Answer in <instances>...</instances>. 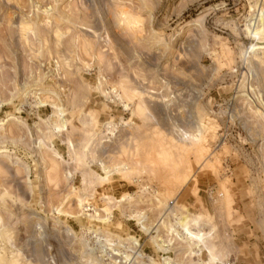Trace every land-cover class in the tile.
<instances>
[{
	"label": "rangeland",
	"instance_id": "1",
	"mask_svg": "<svg viewBox=\"0 0 264 264\" xmlns=\"http://www.w3.org/2000/svg\"><path fill=\"white\" fill-rule=\"evenodd\" d=\"M263 28L264 0H0V264H239L244 222L264 264Z\"/></svg>",
	"mask_w": 264,
	"mask_h": 264
},
{
	"label": "crops",
	"instance_id": "2",
	"mask_svg": "<svg viewBox=\"0 0 264 264\" xmlns=\"http://www.w3.org/2000/svg\"><path fill=\"white\" fill-rule=\"evenodd\" d=\"M252 224L250 223H246L244 222L243 225H242V229L236 231V235H242L241 237H237V238H234L235 240L238 239V241L240 242V244L238 245V247H244V256L241 257L239 259V264H246V259L248 260V258L252 257V253L254 254V248L253 246H255L254 244V241L256 240L255 238H251V233H252ZM234 230H237V229H234ZM253 240V241H252ZM236 262V261H235ZM235 262H233L232 264H236Z\"/></svg>",
	"mask_w": 264,
	"mask_h": 264
},
{
	"label": "bare ground",
	"instance_id": "3",
	"mask_svg": "<svg viewBox=\"0 0 264 264\" xmlns=\"http://www.w3.org/2000/svg\"><path fill=\"white\" fill-rule=\"evenodd\" d=\"M264 30V28H263ZM261 31V30H260ZM248 32V31H247ZM264 32V31H263ZM255 33V32H254ZM259 33V32H258ZM257 35V34H256ZM250 36V35H249ZM255 36V35H254ZM255 38V37H254ZM170 205V204H169ZM187 234H190L188 231H186ZM191 235V234H190Z\"/></svg>",
	"mask_w": 264,
	"mask_h": 264
}]
</instances>
